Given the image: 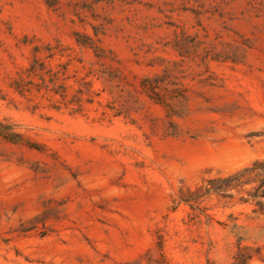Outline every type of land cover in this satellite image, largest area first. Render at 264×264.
<instances>
[{
    "label": "rangeland",
    "instance_id": "1",
    "mask_svg": "<svg viewBox=\"0 0 264 264\" xmlns=\"http://www.w3.org/2000/svg\"><path fill=\"white\" fill-rule=\"evenodd\" d=\"M0 264H264V0H0Z\"/></svg>",
    "mask_w": 264,
    "mask_h": 264
}]
</instances>
